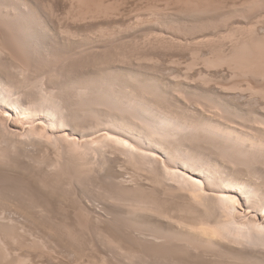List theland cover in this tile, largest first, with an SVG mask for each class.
Here are the masks:
<instances>
[{"label": "bare ground", "instance_id": "6f19581e", "mask_svg": "<svg viewBox=\"0 0 264 264\" xmlns=\"http://www.w3.org/2000/svg\"><path fill=\"white\" fill-rule=\"evenodd\" d=\"M40 1L41 2L39 4L37 0H0V197L5 201L8 209L9 207L12 206V204L14 206L15 205L14 202L23 195L22 191L24 193L25 190L19 188L20 191L18 190L15 193L18 192L17 196L18 195L20 196L21 194L22 195L20 197L18 196L17 198L16 194H14L13 195L14 198L16 197L17 199L16 198L10 199L13 191L11 192V194L8 193L10 197L8 196L6 191L9 186L8 184H10L9 183L10 178L11 180L14 179L12 178V176L10 177V175L13 174L11 173L12 170L10 169H12L11 166L14 164L13 162H11V160L14 161V159H11V153L12 151L13 153L16 154L20 153L18 152V149L19 148L23 149L25 147L24 144H26V142H28L29 140L32 141L33 139H34L33 140L34 143L28 142V144L30 143L31 145L32 144L43 145L44 148H47L49 144L53 146L54 145L57 146L56 143L57 144L59 143L57 142V140L58 141L62 140L63 142H66V145H64L63 148L61 147L62 144H64L62 141H61L62 143L60 142L61 145L59 143V146H57L59 148L57 147L56 148L60 149L61 147L62 149H64V147L66 146L67 148L66 147L65 148L68 149L67 152L71 157L68 156V153L65 154L64 150L63 152L65 155L63 154L62 151H60L65 156V159L71 158L70 160L68 159L70 161V164L72 162L75 165L76 170L79 171L81 169L82 173L83 174L85 173L84 175H87L89 178H84L85 176L83 175L79 177L80 178L83 177L85 180L87 179L88 183L89 181L92 182V180H95L96 177H98V179L96 180H101L100 183H98L99 181H93V183L90 184L91 185L94 184L93 185L94 187L97 186L95 187L97 191L100 190L98 188L99 186L100 187L102 186L103 190L98 191L99 193L97 192L96 195H94L96 193L94 192L92 196L91 193L87 192L88 189H90L91 187L89 186V187H85L88 188L86 191L87 193L86 192L83 193L84 190H81L82 192H80L79 190V192L81 193L80 194L78 192V189L76 188L78 185H75V183L78 181L76 179L73 180H74V185L76 186L74 187L77 190L75 189L71 190L72 188L70 189V187L71 186L73 187V182H69L68 180L66 181L63 177H61V174H59L60 176H58L57 173L59 167L58 163H60V161L63 159L60 158L61 153L57 154V156L59 155L60 159L59 158L57 159L56 157L55 159L57 160H55L54 162L50 163L48 161L51 164V167H49L48 169H46L47 167L43 168L44 166L43 163L46 162H44L42 158V160H39L42 163V165L39 164L37 165L39 167L41 166L44 170H49L50 168H53L50 171H54V169H57L55 170L57 174L54 175L56 178L52 177V179H54L53 181H51L50 179L48 180V178L47 180L42 179L41 184H37L39 189L42 190L45 189V191L46 190L50 191L49 188H51L52 191H57V193L59 191L58 189H61L62 192L66 191L67 193V191H69L68 194L71 191L72 194L69 197L68 194L64 195V197H66L65 201L63 199L64 197L62 196L63 197L62 198L63 200H61L62 204H64L63 201L66 203L70 200L72 201L71 198L73 197L74 198L73 202L75 204L73 205L75 206V208L72 205L71 207L73 208L71 209L77 210V211L75 210L76 215L72 213L75 215L74 217L77 216L75 219H73V221L74 220L76 221L77 218L78 219L81 218L78 217V210L79 212L83 210L84 214L87 216L89 220L88 223L91 224L90 225L91 228L89 227L91 230L87 232L86 238L84 239L85 236L82 233H79L80 231L78 230L79 228L80 230L81 228H83V227H79L78 225L80 224L78 223H80L81 220L84 218H81V220L77 219L76 221V223L78 222L77 226L72 225L73 223L72 219L71 220L69 219L71 221V224H69V222H67L68 223L67 224L66 223L67 220L64 222V220L58 218L60 222L59 221L57 222L61 223L60 224L61 226L55 224L54 225L56 227V230H58V228L60 227L59 230L61 231L58 230L57 232L58 234L59 232L61 233L63 231L62 233H64L65 235L62 236L60 235V237L65 238V241L56 240L55 238L51 240L50 237H47V234L46 236L43 235L42 236L43 238L37 235H34L33 237V232L32 233L30 232L32 235L29 233L31 235V237L29 235V238H32L34 242H36L37 244L39 243V245L37 246L38 247L40 246L45 251H47L48 254L52 256V259L53 257L58 259L57 263L58 261L59 263L61 261L62 264H91V263L94 264L97 263L98 264H264V100L263 102L262 101L260 102L259 99L252 100V98H248L251 96H253L254 98L255 95L256 97L260 95L261 98L264 99L263 87L257 89L256 86L252 85L253 84L252 82L251 83L248 82V84L245 83L247 85H243L242 83H238V84L233 83L234 85L231 84L230 86L228 85V87L225 86L220 87L221 85L219 86L217 84H214L215 85L214 89L210 91V90H206L205 88L206 85L205 87L203 85L204 80H210L207 79L209 76L207 75L208 73L205 74V79H204L203 77L204 75L202 74H204L205 72L200 73L199 71V75L201 74L204 79L203 81L199 80L203 82L201 83L203 87L201 84H198L199 86H201L200 88L196 87L197 85L193 84L195 78L192 80L193 82L192 84L196 88L190 82L188 81L187 82L188 85L191 84L193 86L194 89H191L192 88L191 86H189V88L191 87L190 88L191 92H194V95L199 94L201 96L203 95L204 97L205 96L206 97L205 98H202L203 96L202 97L200 96V98L196 97L197 98L196 99L197 102L195 101L196 104L195 103L190 104L189 103L190 101L188 102V99L191 100L190 97L194 98L195 96L191 94V96L187 95L186 97L185 94L187 91H189V89H186V87L184 88L183 84L181 85L179 82L183 78V74L189 75L190 72H193V69L196 68L197 66L195 64L196 62L194 63L195 67L191 71L189 70L191 68L188 69L190 72L186 70L189 73L188 72L184 73L185 71L184 70L182 71L183 72L182 77L178 75L181 78L180 80L176 78L174 79L172 77V79L176 80V82L169 81L164 77H158V76L152 77L147 73L146 74L148 77L141 76L140 75L141 71L138 74V73H134V70L132 69L131 70L128 69L126 71V77H122L117 74V70H119V68L114 65L115 63L111 64L110 66L108 65L107 69L105 70L107 71L106 74L107 73L110 74L109 76H105L106 74H104L102 71L104 70V68H106L105 64L104 67L101 66L102 68H98V69L95 66L96 67L95 69L97 70H94L92 76L91 74L86 75L90 73V71L88 72V70L85 71L87 73H84L83 71L80 70L81 71L80 73L82 74H80L79 76H77V74L74 75L73 73L75 72L77 73V71H75L76 64L74 65V63H76L75 62L76 60H73L72 58L76 52L75 47L77 45L78 47H80L86 44L87 43L86 38L88 34L85 33L86 37H84L85 34L81 32L83 34V37L80 36L79 35L80 32H77V30H75L73 26H70L69 24L71 21L70 18H69V22H67L68 25H65L63 27V23H61L62 27H60L61 26L59 23L60 21L58 20L59 21L58 22L54 20L59 17L58 15H57L58 17L56 16L57 12H55V10L57 9L54 10L53 8L55 6H53V4L51 3L49 4V6L50 5L51 7L53 6L52 8L55 12L54 14L51 7L48 8L47 5H44L43 3L46 2V4H48L49 3L48 1H42V0ZM72 1L73 0H71V2ZM193 1L197 2L199 0H193ZM85 2H89V1H85ZM231 2H233L232 5H230L229 3L226 4L227 7L229 6L228 9L230 8L228 13L226 12L228 15L230 14V16L227 15L225 17L226 19L230 17L229 18L230 21L233 22L234 20L238 19L237 17H239L238 20L241 21L240 16L241 15L246 16V12L248 11L249 14L253 12V15H255L256 13L255 16L250 14L251 15L250 18L252 17L255 18H253V20L251 19L252 21L250 22H248L249 20L247 21L245 20L246 21V23L244 21L245 24L242 25L237 24L235 27L232 28H230L227 25L226 27H224L222 26L223 23L222 21H224L222 19H224V16H221L220 13L222 11L220 9L221 12L219 13V16L222 17V19L221 18L219 20L217 18L211 19L209 17L213 15L209 16L208 14L204 16L206 17V19H204L202 16L200 17L198 15V17H200L201 19L199 20L197 17L198 19L197 21L199 22L202 20L201 22L202 23L206 22L205 24L199 22L202 25H200L199 27L197 26L198 27L197 28L195 27V24L199 25V23H194L195 29H191L190 27H188L190 26V24L188 23L189 25L187 26V28L186 27L184 28L186 29L190 28L191 30L189 33H191L193 30L198 29L200 30L199 32L204 33L202 37H204V35L205 37L209 35L216 36L214 37L216 39L210 36L208 40H205L207 37L205 39L202 38L205 41H202L200 37L199 38L201 40H199L198 37L196 36L198 42L202 41L203 42V43L201 42L202 44L205 45L206 43L207 46L209 45L211 46V49L205 47L208 50L211 51L215 50L213 47H216V49L218 48L219 50L218 55H214L215 54L214 52L217 50L213 52L212 56L210 55L209 57L207 55L209 58L205 56L207 52L206 53L204 52L203 55L204 57H206L205 58L206 61H204L203 57H202L203 58L202 61L206 62L205 64H207L208 66L217 65L218 67L219 65L221 67V65L224 66L228 65L227 67H229V69L231 67L230 70H232L233 75L235 73H238L242 76L243 75H246V77L250 76L249 78L253 77L255 79L256 78L263 79L264 78V19L261 18L263 16V13L259 11V9L260 7H262L261 4L262 3L264 4V0H237V1L233 0ZM42 4L44 5V7L42 6ZM72 4L73 3H71V5ZM106 4L108 3L106 2L105 6ZM145 4L147 3H144V5ZM175 4H177L176 0H175ZM185 5H187V3ZM216 5H218V3ZM156 6H157L156 7L157 10H159L158 5ZM187 6L189 7L190 5ZM191 6L194 7L192 4ZM203 6L206 7V5L204 4ZM221 6L223 7V5ZM226 6L224 5V7ZM45 7H47L48 10H45L46 9ZM151 7L148 6L146 7V9L144 8V10L150 8L149 9L150 11ZM198 7L200 6H196L195 8H197V10L195 9L194 10L197 12V14L198 13L200 14V12L198 11H200L201 8H199L198 10ZM90 8L91 7H89V9ZM49 9L53 12L54 14V15L52 14L53 16H51V14H48L47 11H50ZM89 9H87L88 11L85 10L86 11L85 15L89 14L88 13L90 12ZM181 9L180 11L176 10L178 11L177 12L178 15L180 12L182 13L183 9L182 11ZM224 9L226 10V8H223V10ZM263 9L264 8H262V10ZM78 10L81 12L82 9L81 10L78 9ZM124 10L122 12H124ZM51 11L49 13H52ZM93 11L91 10L90 13L95 14V11L94 12ZM97 11L98 10H96V13ZM186 11L183 12L185 13ZM204 11H202V13ZM104 12L102 13L100 12V14L102 15L104 14ZM67 13H69V11L66 12L65 14ZM202 13L200 15H202ZM47 14L51 16V20L53 19L52 17H54V19L51 21L50 17L47 16ZM209 14L211 13L209 12ZM105 15H107V13ZM178 15L176 17H178ZM187 15L190 16L193 14L188 13ZM233 15L234 16L238 15L236 17L237 19L234 18ZM55 16L57 18H55ZM66 16L69 17V15ZM70 16H72L71 13ZM73 16H75V13ZM93 16L96 15H92V17ZM112 16L109 15V17ZM116 16L117 15H115V17ZM172 16L173 15L171 14L170 17ZM250 18L248 17V19ZM173 19L172 21L176 20ZM229 19H227V21ZM61 20L63 21L64 19L61 18ZM87 20L89 21V19ZM99 20L101 19L99 18ZM193 20H195V18ZM204 20L210 21V23L212 20L213 21L216 20L217 23L215 21L214 22L212 21L213 23L211 25ZM134 21H136V18ZM227 21H225V23ZM56 22L59 23V27H58L59 29L55 28L57 27L55 25L58 24ZM180 22L181 21H179V23ZM156 23L157 22H155V24ZM165 23L168 24L169 22L168 23L165 22ZM182 23L183 22H181V24ZM225 23H223V25ZM234 24L231 26H234ZM129 25L131 26V24ZM116 27H119V25ZM227 27L228 29H226ZM100 28H101L100 29L101 33L97 32V34L101 36L100 37L101 39L103 36V31H102L103 27ZM132 28L134 27L132 26ZM148 28H152V27L148 26ZM120 29L122 28L120 27ZM182 30L184 31V29ZM199 32L197 31L194 33H199ZM92 35L88 37H92L93 41L94 39L96 40V38H98V35H96L97 37L95 38ZM192 35L195 36L194 34ZM193 36H191L192 37L191 39H193ZM163 39L164 38L162 37V40ZM169 39L171 40V42L174 43L175 39L174 41H172L173 39L167 38V42H170ZM150 40L153 41L155 39L153 38ZM159 42L157 41L158 44ZM148 43L150 44V42ZM148 43L147 45H149ZM195 43H197V41ZM125 44L124 46H127ZM200 44L198 43L197 46H199ZM202 44L200 46H202ZM215 44L217 46L219 44L220 45L217 47ZM159 47L161 48V46ZM61 48L64 49L63 51L65 54L61 53L60 55L61 57L60 56L59 57L61 59L62 58L64 59L63 60L64 64H62V66L58 70L56 69L55 71V67H53V65L51 66L49 65L51 64V58L53 59V57L58 55V52L60 53L59 49ZM123 48L126 47H122V49ZM180 48L181 47H179V49ZM127 50L130 49L127 48ZM159 51L162 52L163 50L161 51V49H159ZM198 51H199V55L200 53L202 54L200 49ZM92 52L94 51L92 50ZM85 53L82 55H85ZM189 54L191 55L192 53ZM12 55L13 56L15 55L17 58H19L17 59V62L20 60L19 63L15 61L16 57H13ZM193 55H194V50L192 56ZM197 56L194 58L198 59L197 62L199 63V60L202 58H200L201 55L199 56V58H197ZM11 57L14 58V61H12ZM56 57L60 59L58 56ZM135 57L136 58H132L131 56L132 59L138 58L137 56ZM152 57L153 56H151L150 58ZM194 58L190 61L195 60ZM175 60H173V62ZM124 61H126V59ZM155 61L153 59V63H155ZM97 62H99V60ZM178 62H180V60ZM148 63H150V61H148ZM187 63L190 62L187 61L185 64ZM194 64L190 63L191 65L190 67H192V65L194 66ZM46 65H48L50 68ZM138 65L139 64H137V66ZM155 65L153 67H157ZM43 66L46 67V69H44ZM73 66H75L74 69L72 68ZM47 67L49 68L50 71H54L55 74L54 72H50L49 70L46 71ZM186 67H188V65ZM140 68H142V66ZM207 68L209 69V67ZM218 69L216 68V70ZM42 70L43 71L45 70L46 72L44 71L43 73ZM73 70L75 72H73ZM210 71L209 74L211 75ZM48 72L53 73L55 77L53 76V74L52 75H50V73L48 74ZM226 72H224L223 75L226 74ZM232 73H230L231 77H233ZM173 76L177 77V74L176 75L174 74ZM236 76L239 77L237 74ZM186 77L188 78V76ZM219 79L221 81L223 78L222 79L219 78ZM262 79L259 80L261 81ZM212 80H215V78L211 79V81ZM256 81H258V79H256ZM262 81L264 82V80ZM205 83L208 84L207 81ZM185 86H187V83ZM216 86L220 88H216ZM211 87L213 88V86ZM229 90L230 92H228ZM191 92L190 91L188 92L189 95ZM232 92H234L233 93L234 95L235 94L237 95V93H239V96H243V97L247 95L248 96L247 98H237V97L230 98L229 96L231 95ZM246 92L247 93L249 92L250 95L246 94ZM199 95L197 96L199 97ZM232 96L233 95H231V97ZM260 96L257 98H260ZM14 116L15 117L17 116V119H21L23 117L26 119L27 122H29V124L32 123V125L36 124V126L37 125L42 126L43 129L36 131V129L34 130L35 125L31 126V129L29 130L27 129L28 132L30 131L29 135L25 130L26 135L28 136H24V134L23 135L21 134L20 135L21 137L19 136L21 139H19L18 137L19 140H16L17 138L15 139L14 137H12L13 131L10 133L7 129L8 127H11V125L15 127L21 126L20 124L19 126L17 123H15V121L12 122L13 118H15ZM21 128L24 130L25 127H21ZM13 129L15 130V128ZM45 130H51V132L61 131L62 133H60L59 135L56 134L57 137L54 135L55 133L54 134L52 133L57 139H55L52 134L48 135L49 136L48 139L47 138L45 139L44 137L45 135H47V131ZM15 132H17V129L15 130ZM49 139H52L53 141L55 139L56 143L55 141L53 142L54 144L49 143L51 142ZM29 150L31 152V149ZM106 150L110 152L108 153ZM20 151L21 153L24 151L23 154H26L25 150H20ZM95 153L96 156L100 154L99 155L100 159L97 161H95L96 157L93 156ZM63 155L61 157H63ZM66 156H68V158H66ZM88 156H90L91 160L89 159ZM92 157H95V159L93 158L92 160ZM12 158L14 157L12 156ZM37 158L38 157H36V159ZM49 158L50 157H48V159ZM64 161L66 162L67 160ZM22 163H25V161ZM74 165H71V168ZM94 169L95 171H92ZM69 171L68 173H70ZM88 171L90 172L92 171L91 172L92 174L93 172H96L98 173V175H96L95 173L96 177L92 176L91 178L90 177L91 174H89ZM86 172H88L89 175ZM34 177L36 176L34 175ZM49 178L51 177L49 176ZM102 180L104 181L103 183H101ZM84 183H81L80 186H84ZM88 183H86L87 184L86 186L89 185ZM95 183L98 185H95ZM50 184H53V186ZM80 186H78V188H80ZM28 187L29 186H27V188ZM94 187L92 188V191L96 190V189L93 190ZM28 191L29 190H27V193L25 191L24 195L29 194L30 196L28 195L25 196L26 197L25 199L23 195L21 198H24V200L26 201L27 198L29 197L28 198L29 204L27 205L26 204L27 201L24 202L23 200L25 204L23 203L24 205H21L20 202H22L21 201L22 199H20V202L16 201L15 206L16 208L18 207L19 210L21 209L20 210L21 212L18 209L16 210L14 208L13 209L15 210V212L18 211L17 213L19 212L22 213V209L26 210V212L28 211L29 213H25L23 211L24 214L22 213L23 215L21 216L24 217L25 214H27L28 216L25 217H29V218L31 217V220L35 221V218H32L33 216H29V215L34 214L36 210L38 212H41L40 214L42 215L43 213L42 211L45 210L47 211L45 206L46 203L45 204L42 203L41 202L42 200L39 202V199L37 197L36 202H34L33 199V204H31L32 203L31 200L33 198V197L31 198L32 192L30 191L29 193ZM64 192L63 194H65ZM88 193L91 196L88 195ZM58 194H60V196L63 195L60 193V191ZM32 196H34V194ZM67 197L68 198L71 197V198L67 201ZM17 202H19V204ZM66 203L65 205H67ZM11 209L12 208H10V210ZM72 211L75 212L74 210ZM10 214L11 213H9V215ZM9 215L5 217H1L0 215V221H1L0 227L2 225L4 226V223L9 222L11 225L18 228L16 225L19 222H17L16 220L17 222L16 223L15 222L16 218L13 217L12 215L11 216ZM2 218H4L6 222L2 220ZM25 220H27V218ZM47 220H49V218ZM32 221L30 222L34 224V222ZM62 221L64 223H62ZM110 221H113L115 224H113V222L111 223ZM25 222L24 224L26 226ZM21 223L23 222L21 221L20 224ZM24 224L20 225L22 226L21 228L23 230H24L23 228ZM53 227L51 228V232L49 231L50 233H52V229H54ZM75 227H79V228L75 229ZM22 229H20V227L18 228V230H20L21 232ZM10 231L11 230H9V233H11ZM27 231L29 232L30 229ZM0 232H2V230ZM9 233L7 232V234ZM54 234L55 233L53 232V235ZM81 234L83 235V237ZM13 236H15V234ZM17 237H15L16 240ZM2 238L3 240L6 239L4 238V236ZM26 239L24 241H26ZM1 240L2 239L0 237V242ZM21 240L23 241V238ZM27 242H29V240H27L26 243ZM32 242L30 243L33 244ZM83 242L85 243V246L87 245V247L84 249V252L83 250L78 252L76 255H74L76 257L72 256L75 258V259L73 258L74 259L73 262H69V258L67 257L73 254H71L70 250L68 249V246L69 245L72 246L74 243L75 244L77 243L80 246V244H83ZM16 243H13L14 246ZM17 245L18 244H16V246ZM33 246L34 245H32V247ZM9 248H10L9 245L0 243V264H30L32 262L29 260L30 258L29 259L26 258L27 256L26 257L21 255L18 256V254L15 252L17 251L16 249L13 252V250L11 251V249L14 248L11 249ZM33 248L36 247L34 246ZM45 251L43 252V254L45 253ZM14 253L17 254V256L15 255L16 257L13 256ZM40 253L41 252H38V254ZM45 254L44 257L41 256L40 254L41 258L42 257L45 258V256L47 258L49 256L50 258V255L47 256ZM27 255H29V253H27ZM85 256L87 257V260ZM64 257L68 259L67 262H65ZM85 260L86 262H84ZM28 261H30V263H28ZM43 261H49V260L45 259ZM54 261L55 259L53 260V262ZM43 264H45V262ZM48 264H50V262Z\"/></svg>", "mask_w": 264, "mask_h": 264}, {"label": "rangeland", "instance_id": "374dc122", "mask_svg": "<svg viewBox=\"0 0 264 264\" xmlns=\"http://www.w3.org/2000/svg\"><path fill=\"white\" fill-rule=\"evenodd\" d=\"M38 2H39V4H40V0H37ZM42 1H48L47 3L48 4H46V2H43L44 3V5H47V7L49 8V7H51V5L49 6V4L51 3V4H53V6H55V7H53L54 8V10L55 9H57V10H55V12H57L56 13V16L58 15L59 17H60V19H59V17L57 18L56 16H55V18H57V19H54V17H52L55 21H58L59 23H60V25H61V23H63V27L65 26V25H68V23L67 22H69V18H70V26H73V28L75 29V30H77V32H80L79 33V35L80 36H82L83 37V34H88L87 35V43L86 44H84V45H82V46H80V47H78V45L75 47V49H76V52H75V54H79L78 56L77 55H75L74 54V56L72 57L73 58V60H76L75 62L76 63H74V61H73V63H74V65L76 64V67L75 66H73L72 68L74 69V67L76 68L75 69V71H77V73L73 70V72H75V73H73L74 75L75 74H77V76H79L80 74H82V73H80L81 71H83L84 73H87V72H85V71H87L88 70V72L90 71V73L89 74H86V75H90L91 74V76L93 75V73H94V70H97L98 68H102V67H104V64H105V66H106V68H104V70H102L103 71V73L104 74H106V72L107 71H105L106 69H107V66L109 65H111V64H113V63H115L114 65L115 66H117L118 68H119V70H117V74L118 75H120V76H122V77H126V71L129 69V70H134V73H138L139 74V72H140V75L141 76H147V74H149L150 76H155V77H164L165 79H167V80H169V81H172V82H176V80H174L175 78L176 79H178V80H180L181 78L179 77V76H181L182 77V74H183V72L182 71H184V73L186 72H188L189 70L191 71L194 67H195V64L197 65L196 66V68H194L193 69V72H188L189 73V75H187V74H183V78L181 79V81L179 82L181 85L183 84V86H184V88L186 87V89H189V91L191 92V89H194L193 88V86L194 85H197L196 87H201V86H199L198 84H201V83H205L206 81L208 82V84L207 83H203V85H204V87H205V85H206V90H210V91H212L213 89H214V87H215V85L214 84H217V85H221L220 87H222V86H225V87H228V85L230 86L231 84L232 85H234V84H238V83H242L243 85H247L248 84V82L249 83H253L252 85L253 86H256V88L258 89H260V88H262L263 87V89H264V82L262 81V80H264V78L262 79V78H256V79H258V81H256V79L255 78H249L250 76H247L246 77V75H240V74H238V73H235L234 75H233V73H232V70H230L231 69V67H230V69H229V67H227L228 65H226V66H224V65H221V67L218 65V67H217V65H207V64H205L206 62H204V61H206L205 60V58L206 57H204V52L206 53L205 54V56H209L210 57V55L212 56V54H213V52L215 51V50H217V51H215L214 53V55H218L219 54V50H218V48L216 49V47H213L215 50H213V51H211V50H208L209 48L211 49V46L209 47V46H207L206 45V43H205V45L204 44H202L203 42L202 41H205V40H208L209 39V36L210 37H216V36H212V35H209V36H206L205 37V35H204V37H202L203 36V32H199L200 30H198V29H196L199 33H194V32H197L196 30H193L191 33H189L190 32V30L191 29H195V27H199L200 25H202V24H205L206 22H204V23H202L201 21H199L200 23H202V24H200L197 20L199 19H201L200 17L202 16L204 19H206V17H204L205 15H213V16H210L209 18H211V19H222V17H220L219 16V13L221 14V16H224V19H222V20H224V21H222L223 23H225V21H227V19H229V18H225L228 14V11L230 10V8L228 9V7L226 6V4H230V5H232V3L233 2H231V1H233V0H224V2H223V0H218V1H216V0H199V1H191V0H176V3L177 4H175V0H172V1H170V0H153V1H151V0H81V1H79V0H73L72 2H71V0H42ZM83 1H84V4H85V7H84V4H83ZM85 1H89V2H85ZM104 2V3H101V2ZM112 1V2H111ZM117 2V4H116V2ZM121 1H122V3H121ZM127 1V2H126ZM140 1H141V3H140ZM189 3H188V2ZM215 1V2H214ZM221 1H222V3H221ZM226 1V2H225ZM230 1V2H229ZM235 1V0H234ZM237 1V0H236ZM64 2V3H63ZM67 2V3H66ZM69 2V3H68ZM77 2H79V3H77ZM99 2V3H98ZM108 3V4H106V6H105V3ZM150 2V3H149ZM167 2V3H166ZM185 2V3H184ZM200 2V3H199ZM202 2V3H201ZM204 2H206V3H208V4H206V3H204ZM71 3H73L72 5H71ZM75 3H77V4H75ZM88 5H87V4ZM91 3H93V4H91ZM144 3H147V4H145L144 5ZM149 3V4H148ZM187 3V5H190L189 7L187 6V5H185ZM215 3V4H214ZM218 3V5H216ZM63 4V5H62ZM83 4V5H82ZM91 4V5H90ZM101 4V5H100ZM109 4H111V5H109ZM113 4V5H112ZM122 4V5H121ZM153 4V5H152ZM162 4V5H161ZM184 5V6H182V5ZM191 4L194 6V5H196V6H200V7H198V10H199V8H201L200 9V11H198V12H200V14L202 13V11H204L203 13H202V15H200L199 13L197 14V12L195 11V10H197V8H195L196 6H194V7H192L191 6ZM201 4V5H200ZM203 4L204 5H206V7L205 6H203ZM210 4V5H209ZM44 5L42 4V6L44 7ZM71 5V6H70ZM76 5V6H75ZM117 5H119V6H117ZM136 5V6H135ZM147 5V6H146ZM151 5H152V7H151ZM156 5H158V9L159 10H157V6ZM167 5V6H166ZM208 5V6H207ZM212 5H214V6H212ZM220 5V6H219ZM221 5H223V7L221 6ZM224 5L226 6V7H224ZM79 6V7H78ZM81 6V7H80ZM88 6V7H87ZM97 6V7H96ZM115 6V7H114ZM151 7V10L149 11V9L150 8H147V10H144V8L146 9V7ZM171 6V7H170ZM203 6V7H202ZM211 6V7H210ZM261 6L262 7H260V9H259V11H261L262 13H263V16L261 17L262 19H264V9L262 10V8H264L263 6H264V4L262 3L261 4ZM47 7H45L46 9L45 10H48L47 9ZM51 7V9H52V11L54 12V10H53V8ZM73 9H72V8ZM89 7H91L90 9H89ZM103 7V8H102ZM108 7H110V8H108ZM123 7V8H122ZM137 7V8H136ZM166 7V8H165ZM209 7H210V9H209ZM68 8H71V9H68ZM94 8V9H93ZM96 8V9H95ZM98 8V9H97ZM142 8V9H141ZM162 8H163V10H164V8H165V10H164V12H163V10H162ZM183 9V11H189V12H183L182 11V9ZM185 8V9H184ZM186 8H188V9H186ZM206 8V9H205ZM208 8V9H207ZM213 8H215V9H213ZM223 8H226V10L224 9L223 10ZM59 9V10H58ZM64 9V10H63ZM75 9V10H74ZM78 9H82L81 10V12L78 10ZM87 9H89V11L91 12V10L93 11H95V14L94 13H90V12H88L89 14H87V15H85V12L86 11H88ZM103 9V10H102ZM110 9V10H109ZM124 9H126V10H124ZM180 9H181V11H182V13H183V15H182V13H181V16H180V13H179V15H178V11H180ZM195 9V10H194ZM202 9H204V10H202ZM220 9H221V11H220ZM50 10V9H49ZM66 10V11H65ZM86 10V11H85ZM96 10H98L97 11V13H96ZM109 12H112V13H114V14H112V13H109ZM124 10V12H122ZM132 10V11H131ZM140 10H142V11H140ZM157 11V12H155V11ZM169 10H170V12H169ZM176 10H178V11H176ZM191 10V11H190ZM193 10V11H192ZM210 10V11H209ZM213 10H215V11H213ZM217 10V11H216ZM51 11V10H50ZM50 11H47L48 12V14H51V16H53L54 14H55V12H54V14H53V12L52 13H49ZM69 11V13H67V14H65L66 12H68ZM72 11V12H71ZM76 11H77V13H76ZM79 11V12H78ZM93 11V12H94ZM102 13V12H104V11H106V12H104V14H100V12ZM118 11V12H117ZM137 11V12H136ZM172 11H173V13H172ZM175 11V12H174ZM195 11V12H194ZM224 11H225V13H224ZM128 12V13H127ZM142 14H141V13ZM144 12V13H143ZM150 12V13H149ZM156 14H155V13ZM158 12H160V13H158ZM167 12H169V13H167ZM209 12L211 13V14H209ZM227 12V13H226ZM249 12V11H248ZM248 12H246V16H240L241 17V21L243 22H241L240 20H238L239 19V17H237L236 15L234 16L233 15V17L234 18H236L237 20H234L233 18V20L236 22H232V21H230V19L227 21V22H229V23H225L224 25H223V23H222V26H224V27H226V25L227 26H229L230 28H232V27H235L237 24L238 25H242V24H245L246 23V21L247 20H249L248 22H250V21H252L253 20V18H255V17H252V18H250V14H252L253 15V12L252 13H248ZM62 15V17H61V15ZM70 13L72 14V16H70ZM74 13H75V16H73L74 15ZM78 13H80V14H82V15H80V14H78ZM107 13V15H105ZM116 13V14H115ZM152 13V14H151ZM162 13H164L165 14V16H164V14H162ZM177 13V14H176ZM189 13H192L193 15H187V14ZM213 13V14H212ZM226 14V15H224V14ZM47 14V16H49ZM53 14V15H52ZM65 16H64V15ZM98 14V15H97ZM100 14V15H99ZM127 16H125V15ZM131 16H130V15ZM137 14V15H136ZM146 14V15H145ZM169 14V15H168ZM173 15L172 17H170V15ZM197 16H196V15ZM223 14V15H222ZM66 15H69V17L68 16H66ZM92 15H96V16H93L92 17ZM105 15V16H104ZM109 15L110 16H112V17H109ZM115 15H117L116 17H115ZM120 17H119V16ZM129 15V16H128ZM138 15H140V16H138ZM148 15V16H147ZM150 15V16H149ZM154 15H155V17H154ZM178 15V17H176ZM185 15V16H184ZM188 17H187V16ZM198 15L200 16V17H198ZM255 15H256V13H255ZM255 15H253V16H255ZM51 16H49L50 17V20H51ZM64 16V17H63ZM97 16H98V18H97ZM104 16V17H103ZM122 16V17H121ZM134 16V17H133ZM167 16V17H166ZM196 16V17H195ZM217 16V17H216ZM228 16H230V14L228 15ZM48 17V18H49ZM72 17V18H71ZM79 17V18H78ZM84 17V18H83ZM107 17H109V18H107ZM130 17V18H129ZM150 17H152V18H150ZM157 17V18H156ZM164 17V18H163ZM175 17V18H174ZM186 17V18H185ZM190 17V18H189ZM197 17H198V19H197ZM232 17V16H231ZM248 17L250 18V19H248ZM61 18L62 19H64L63 21L61 20ZM68 18V19H67ZM89 19V21L87 20V19ZM94 18V19H93ZM99 18L101 19V20H99ZM104 18V19H103ZM132 18V19H131ZM135 18H136V21H134L135 20ZM138 18V19H137ZM176 19V20H174V19ZM195 18V20H193ZM202 18V19H203ZM208 18V17H207ZM208 18V19H209ZM257 18V17H256ZM52 19V20H53ZM78 19V20H77ZM108 19V20H107ZM134 19V20H133ZM155 19V20H154ZM159 19V20H158ZM168 19V20H167ZM169 19H171V20H169ZM172 19L174 20V21H172ZM178 19V20H177ZM182 19H184V20H182ZM186 19H188V20H186ZM191 19V20H190ZM207 19V20H208ZM226 19V20H225ZM252 19V20H251ZM49 20V21H50ZM51 20V21H52ZM75 20H76V22H75ZM105 20V21H104ZM110 20V21H109ZM138 20V21H137ZM142 20V21H141ZM146 20V21H145ZM207 20H204V21H207ZM246 20V21H245ZM50 21V22H51ZM82 21H84V22H82ZM99 23H98V22ZM139 21H140V23H139ZM161 21V22H160ZM175 21H176V23H178V24H176L175 23ZM179 21H181V22H185L184 24L182 23L181 24V22L179 23ZM191 23H190V22ZM197 21V22H196ZM213 21V20H212ZM211 21V23H210V21H207V23H209V24H211L212 25V23L215 21L216 22V20H214L213 22ZM240 21V22H239ZM244 21H245V23H244ZM58 22H56V23H58ZM75 22V23H74ZM80 24H79V23ZM143 22H145V23H143ZM154 22V23H153ZM155 22H157L156 24H155ZM160 22V23H159ZM163 22V23H162ZM165 22H169L168 24H166ZM171 22V23H170ZM219 22H221V21H219ZM240 24H239V23ZM55 23V22H54ZM59 23L58 24H53V25H55V26H57V27H55V28H57V29H59L58 27H59ZM64 23H67V24H64ZM95 23V24H94ZM122 23H124V24H122ZM164 23H165V25H164ZM175 23V24H174ZM190 24V26H188L189 24ZM194 23H199V25L197 24H195V27H194ZM217 23V22H216ZM235 23V24H234ZM129 24H131V26L129 25ZM136 24V25H135ZM150 24V25H149ZM154 26H153V25ZM172 26H170V25ZM179 24H181V25H179ZM191 24H193V25H191ZM215 24V23H214ZM234 24V26H231V25H233ZM104 25V26H103ZM119 25V27H116V26H118ZM125 25V26H124ZM129 25V26H128ZM144 25V26H143ZM149 27H152V28H148V26ZM157 25H159V26H157ZM183 25V26H182ZM109 26V27H108ZM132 26L134 27V28H132ZM175 26V27H174ZM178 28H177V27ZM187 26L188 27H190V28H188V29H186L187 28ZM191 26H193V27H191ZM60 27H62V25L60 26ZM100 27H103L102 28V31H103V36H102V38H104V39H100V37L101 36H99V34H97V32L99 33H101V28ZM106 27V28H105ZM120 27L122 28V29H124V30H122V29H120ZM127 27H130V28H127ZM139 27V28H138ZM156 27V28H155ZM166 27V28H165ZM184 27H186V28H184ZM197 27V28H198ZM107 28H109V29H107ZM137 29V31H136V29ZM167 28H168V30H167ZM180 28V29H179ZM148 29H150V30H148ZM165 29V30H164ZM169 29H170V31H169ZM173 30V33H172V30ZM177 29V30H176ZM182 29H184V31L182 30ZM223 29H225V28H223ZM226 29H228V27L226 28ZM84 30V31H83ZM88 30V31H87ZM91 30V31H90ZM104 30H105V33H104ZM119 30V31H118ZM139 30V31H138ZM143 30V31H142ZM159 30V31H158ZM179 30H181V31H179ZM187 30V31H186ZM189 30V31H188ZM117 31H118V33H117ZM126 31H128V32H126ZM131 31V32H130ZM162 31V32H161ZM169 31V32H168ZM176 31V32H175ZM83 34H82V33ZM115 34H114V33ZM120 32V33H119ZM130 32V33H129ZM136 32V33H135ZM179 32H180V35H179ZM188 32V33H187ZM90 33V34H89ZM94 34V35H92V34ZM111 33V34H110ZM123 33H124V35H123ZM147 33V34H146ZM163 35H161V34ZM187 33V34H186ZM86 34L84 35V37H86ZM105 34V35H104ZM114 34V35H113ZM122 35V36H120V35ZM156 34V35H155ZM183 34V35H182ZM191 34V35H190ZM192 34H194L195 36H193ZM200 34V35H199ZM93 36L94 38L95 37H97L96 35H98V38H96V40L94 39V41H93V38L92 37H88V36ZM119 35V36H118ZM130 35V36H129ZM151 35H153V36H151ZM104 36H106V37H104ZM114 37V38H112V37ZM148 36H149V38H148ZM150 36H151V38H150ZM156 36V37H155ZM160 36V37H159ZM166 40V42H165V40L163 39L162 40V37ZM164 36H166L167 38H171V39H173L172 41H174V39H175V41H177V42H175L174 41V43L173 42H171V40H170V42H167V38L166 37H164ZM170 36V37H169ZM190 36V37H189ZM191 36H193V39H191L192 37ZM198 37V39L199 40H201L202 38H206L205 40L204 39H202V41H199L198 42V39H197V37ZM117 37V38H116ZM118 37H119V39H118ZM158 37V38H157ZM189 37V38H188ZM194 37H196V38H194ZM201 39H200V38ZM218 37V36H217ZM88 38H89V40H88ZM111 38V39H110ZM125 38V39H124ZM147 40H146V39ZM155 39V40H150V39ZM179 38V39H178ZM187 38V39H186ZM90 39H91V41H90ZM98 39V40H97ZM108 39V40H107ZM110 39V40H109ZM137 39V40H136ZM143 39H145V40H143ZM195 39V40H194ZM214 39H216V38H214ZM102 40V41H101ZM116 40H117V42H116ZM134 40V41H133ZM180 42H179V41ZM187 40V41H186ZM89 41H90V43H89ZM107 41V42H106ZM125 41H127V42H125ZM157 41L159 42V44L157 43ZM162 41V42H161ZM197 41V43H195ZM102 42V43H101ZM148 42H150V44L149 45H147V43ZM154 42H155V45H154ZM179 42V43H178ZM187 42H189V43H187ZM192 42V43H191ZM202 42V43H201ZM126 43V44H125ZM132 45H131V44ZM137 43V44H136ZM146 43V44H145ZM172 43V44H171ZM181 43V44H180ZM186 43V44H185ZM198 43L200 44H202V46L204 47H202V46H197L198 45ZM217 43H219V42H217ZM216 43V44H217ZM88 44V45H87ZM102 44V45H101ZM112 44V45H111ZM123 44V45H122ZM124 44L125 45H127V46H124ZM162 44V45H161ZM165 46H164V45ZM169 44V45H168ZM177 44H179V45H177ZM192 44V45H191ZM215 44V45H216ZM221 44V43H220ZM219 44V45H220ZM100 45V46H99ZM108 45V46H107ZM137 48H135L134 46ZM153 45V46H152ZM175 47H174V46ZM184 46V47H182V46ZM188 45V46H187ZM196 45V46H195ZM218 45V46H219ZM93 46V47H92ZM130 48H129V47ZM132 46V47H131ZM159 46H161V48L159 47ZM163 46V47H162ZM174 48H173V47ZM217 46V45H216ZM217 46V47H218ZM86 47V48H85ZM105 47V48H104ZM109 47H110V49H109ZM121 47V48H120ZM122 47H126V48H123L122 49ZM165 47H166V49H165ZM172 48V50H171V48ZM177 47H178V49H179V47H181L179 50L177 49ZM193 47V48H192ZM197 47V48H196ZM200 47V48H199ZM205 47H208V49L207 48H205ZM127 48L128 49H130V50H127ZM139 48V49H138ZM141 48V49H140ZM143 48V49H142ZM146 48V49H145ZM163 48V49H162ZM168 48V49H167ZM190 48H192L193 50H194V55L192 56V54H193V50L192 49H190ZM200 49V51L202 52V54L200 53V55H199V49ZM88 49H89V51H88ZM94 51V52H92V50ZM106 49V50H105ZM112 49H114V50H112ZM118 49H119V51H118ZM121 49V50H120ZM133 49V50H132ZM152 49V50H151ZM159 49H161V51L162 52H160L159 51ZM170 49V50H169ZM176 49V50H175ZM207 49V50H206ZM64 49L63 48H61V49H59V51H60V53L58 52V55H56V56H60L61 55V53L63 54L64 53V51H63ZM85 50V51H84ZM97 50V51H96ZM123 50V51H122ZM131 50H132V52H131ZM137 51V52H135V51ZM147 50V51H146ZM154 50V51H153ZM165 50H166V52H165ZM175 50V51H174ZM197 50V51H196ZM203 50V51H202ZM88 53H87V52ZM98 51H100V52H98ZM125 51H126V53H125ZM129 53H128V52ZM136 53V55H135V53ZM140 51H141V53H140ZM144 51V52H143ZM150 51V52H149ZM186 51H188V52H186ZM196 51V52H195ZM209 51V52H208ZM210 51H211V53H210ZM82 52V53H81ZM86 52V53H85ZM104 52V53H103ZM108 52H109V54H108ZM146 52H148V53H146ZM154 52V53H153ZM216 52H217V54H216ZM85 53V55H82V54H84ZM95 53V54H94ZM100 53V54H99ZM103 53V54H102ZM144 53V54H143ZM160 55H159V54ZM189 53H192L191 55L189 54ZM65 54V53H64ZM89 54V55H88ZM106 54H107V56H106ZM119 56H121V57H119ZM134 54V55H133ZM151 54V55H150ZM153 54V55H152ZM162 54H164V55H162ZM168 55V56H166V55ZM195 54H196V56L197 55H199L200 56V58H204V61H202L203 60V58L202 59H200L199 60V63L197 62V60L198 59H195L194 57H196L195 56ZM87 55V56H86ZM91 55H92V57H91ZM96 55V56H95ZM99 55V56H98ZM115 55V56H114ZM122 55H123V57H122ZM128 55V56H127ZM130 55V56H129ZM140 55V56H139ZM143 55V56H142ZM148 55V56H147ZM156 55V56H155ZM203 55V56H202ZM13 56V55H12ZM55 56V55H54ZM53 57V59L51 58V64L49 65V66H51V65H53V67H55V71H56V69L58 70L61 66H62V64H64V59L62 58H60V59H58L57 57ZM76 56V57H75ZM83 56V57H82ZM117 56V57H116ZM131 56H132V58H136L135 56H137L138 58L137 59H132L131 58ZM151 56H155L154 58L152 57V58H150ZM181 56V57H180ZM187 56H188V58H187ZM191 56V57H190ZM199 56H197V58H199ZM207 56V57H208ZM13 57H16L15 55L13 56ZM79 57V58H78ZM97 57V58H96ZM103 57V58H102ZM105 57V58H104ZM144 57V58H143ZM146 57H148V58H146ZM164 57V58H163ZM168 57V58H167ZM208 57V58H209ZM90 58V59H89ZM96 58V59H95ZM102 58V59H101ZM120 58V59H119ZM130 58V59H129ZM166 58V59H165ZM175 58H176V60H175ZM178 58V59H177ZM195 59V60H193V61H190V60H192V59ZM11 59H12V61H14V58H12L11 57ZM17 59H19V58H15V61L17 62ZM58 59V60H57ZM82 59V60H81ZM88 61H87V60ZM92 59H93V61H92ZM105 59V60H104ZM109 59H112V60H109ZM122 59V60H121ZM126 59V61H124ZM132 59V60H131ZM142 61H141V60ZM146 61H145V60ZM153 59H154V61H155V59H156V61H155V63H153ZM169 59V60H168ZM170 59H171V61H172V63H171V61H170ZM55 60H57V61H55ZM99 60V62H97ZM100 60H101V62H100ZM109 60V61H108ZM128 60V61H127ZM130 60V61H129ZM138 61V62H136V61ZM144 60V61H143ZM151 60H152V62H151ZM158 60V61H157ZM168 60V61H167ZM173 60H175L174 62H173ZM180 60V62H178ZM184 60V61H183ZM20 61V60H19ZM19 61L17 62V63H19ZM54 61V62H53ZM93 63H92V62ZM119 63H118V62ZM124 61V62H123ZM141 62V64H140V62ZM148 61H150V63H148ZM160 61V62H159ZM187 61H189L191 64L193 63H195L194 64V66L192 65V67H190L191 65H190V63H187V64H185ZM22 62V61H21ZM62 62V63H61ZM104 62V63H103ZM108 62V63H107ZM128 62H129V65H128ZM143 62V63H142ZM145 62V63H144ZM148 63V65H147V63ZM162 62V63H161ZM165 62V63H164ZM168 62V63H167ZM170 62V63H169ZM178 62V63H177ZM202 62H204V63H202ZM16 63V64H17ZM54 63V64H53ZM61 65H60V64ZM81 63V64H80ZM84 63V64H83ZM86 63H89V64H86ZM101 63V64H100ZM107 63V64H106ZM117 63V64H116ZM121 63V64H120ZM125 63V64H124ZM132 63V64H131ZM135 63V64H134ZM161 65H159V64ZM177 63V64H176ZM182 64V65H180V64ZM91 64V65H90ZM123 64V65H122ZM137 64H139L138 66H137ZM147 66H146V65ZM156 64V65H155ZM164 64V65H163ZM166 64V65H165ZM168 64V65H167ZM171 64V65H170ZM203 64V65H202ZM78 65H80V66H78ZM88 65V66H87ZM98 65H100V66H98ZM121 65V66H120ZM135 65V66H134ZM157 66V67H153V66ZM170 65V66H169ZM175 65V66H174ZM178 67H177V66ZM188 65V67H186ZM23 66V65H22ZM45 66V65H44ZM43 66V67H44ZM46 66H48V65H46ZM48 66V67H49ZM93 66V67H92ZM97 67V69H95L96 67ZM102 66V67H101ZM130 66V67H129ZM142 66V68H140ZM164 66V67H163ZM173 66V67H172ZM185 66V67H184ZM201 68H200V67ZM210 66H211V69H210ZM216 66V67H215ZM47 67V70L46 71H48L49 70V68ZM57 67V68H56ZM87 67V68H86ZM123 67V68H122ZM135 67V68H134ZM161 67V68H160ZM183 67V68H182ZM198 67V68H197ZM205 67V68H204ZM207 67H209V69L207 68ZM138 68V69H137ZM146 68H147V71H146ZM153 68V69H152ZM156 68V69H155ZM165 68V69H164ZM187 68V69H186ZM189 68H191V69H189ZM201 70H200V69ZM216 68L218 69V70H216ZM224 68V69H223ZM228 68V69H227ZM44 69H46V67H44ZM83 69H85V70H83ZM123 69H124V71H123ZM126 69V70H125ZM144 69V70H143ZM164 69V70H163ZM189 69V70H188ZM207 69V70H206ZM213 69V70H212ZM81 70V71H80ZM152 70V71H151ZM153 70H155V71H153ZM186 70H188V71H186ZM197 70V71H196ZM211 70V71H210ZM45 71V70H44ZM44 71L42 70V72L44 73ZM45 71V72H46ZM50 71V70H49ZM105 71V72H104ZM123 71V72H122ZM160 71V72H159ZM196 71V72H195ZM199 71H200V73L202 72H205L204 74H202V75H204L203 77H204V79H205V74H207V75H209L210 76V78H209V76H208V78L207 79H210V80H204L203 79V77H202V75L200 74L199 75ZM209 71H210V73H211V75L209 74ZM227 71V72H226ZM229 71V72H228ZM50 72H54V71H50ZM50 72H48V74L50 73ZM159 72V73H158ZM173 72V73H172ZM198 72V73H197ZM224 72H226V74H224L223 75V73ZM234 72V71H233ZM79 73V74H78ZM110 73V72H109ZM147 73V74H146ZM152 75H151V74ZM161 73V74H160ZM217 73V74H216ZM230 73H232V75H233V77H231V75H230ZM53 73H50V75H52ZM54 74H55V72H54ZM54 74H53V76H54ZM108 74V73H107ZM105 75V76H109L110 74H108V75ZM143 74V75H142ZM163 74V75H162ZM169 74H171V75H169ZM176 75L177 74V77L175 76H173V75ZM181 74V75H180ZM222 74V75H221ZM236 74L239 76V77H237L236 76ZM47 75V74H46ZM94 75H96V74H94ZM167 77H166V76ZM179 75V76H178ZM207 75H206V77H207ZM226 75V76H225ZM49 76V75H48ZM186 76H188V78L186 77ZM202 77V78H200V77ZM226 78V80H225V78ZM241 76V77H240ZM245 76V77H244ZM55 77V76H54ZM148 77V76H147ZM169 77V78H168ZM172 77L174 78V79H172ZM185 77V78H184ZM192 77V78H191ZM198 79H197V78ZM212 77V78H211ZM229 77H231V78H228ZM243 77V78H242ZM49 78V77H48ZM187 78V79H186ZM195 78V79H194ZM200 78V79H199ZM213 78H215V80H212L211 81V79H213ZM217 78H218V80H217ZM219 78H223L221 81H220V79ZM240 80H239V79ZM171 79V80H170ZM186 79V80H185ZM194 79V83L192 82V80ZM230 80V81H228V80ZM233 79V80H232ZM250 79V80H249ZM255 79V80H254ZM259 79H262L261 81L259 80ZM174 80V81H173ZM178 80H177V82H178ZM189 80H191V81H189ZM199 80H204L203 82H201V81H199ZM190 82L189 84L190 85H188V82ZM238 81V82H237ZM241 81V82H240ZM247 81V82H246ZM255 81V82H254ZM182 82V83H181ZM183 82H185V83H183ZM198 82V83H197ZM211 82V83H210ZM213 82V83H212ZM226 82V83H225ZM262 82V83H261ZM186 83H187V86H185L186 85ZM234 83V84H233ZM245 83H247V84H245ZM257 83V84H256ZM213 84V85H212ZM242 84H240V85H242ZM202 85V84H201ZM203 85H202V87H203ZM208 85V86H207ZM213 86V88L211 87V86ZM189 86H191L190 88H189ZM210 86V87H209ZM195 87V86H194ZM195 87V88H196ZM208 87V88H207ZM220 87H218V86H216V88H220ZM245 87V86H244ZM204 88V89H205ZM212 88V89H211ZM203 89V88H202ZM215 90H217V89H215ZM189 91H187L186 92V97H187V95L188 96H191V94H193V96H195L194 98L193 97H190L191 98V100H189L188 99V102L191 104V103H195V101L197 102V98H200V96L201 95H199V94H197V95H199V97L195 94L194 95V92H191L190 93V95H189ZM228 92H230V90L228 91ZM235 92V91H234ZM234 92H232L231 93V95H233L232 97H231V95L229 96L230 98H247V96H239V93H237V95L235 96L233 93ZM246 94H249L250 95V93L248 92H246ZM216 95V94H215ZM215 95H214V97H215ZM203 96V95H202ZM201 96V97H202ZM260 95H258L257 97H259ZM185 97V96H184ZM184 97H182V98H184ZM185 97V98H186ZM197 97V98H196ZM206 97V96H205ZM204 96L202 97V98H205ZM217 97V96H216ZM256 97V95H255V97L253 98V96H251V97H248V98H252V100H257V99H259V101L261 102H263V100L264 99H262L261 98V96H260V98L262 99H260V98H257ZM168 98V97H167ZM170 98V97H169ZM193 99H195V100H193ZM192 101V102H191ZM196 104V103H195ZM15 117V116H14ZM16 118V119H15ZM15 118H13V120H12V122H14L15 121V123H17L20 127H15V126H12L11 125V127H8L7 129H8V131L11 133L12 131V137H14L16 140H19V139H21L20 137V135L22 134H24V136H28L29 134H30V131L28 132V130L29 129H31V126H34V130L36 129V131H39V130H41V129H43L42 128V126H39V125H37L36 126V124H34V125H32V123H30L29 124V122H27L26 121V119L25 118H21V116H20V118L21 119H17V116L15 117ZM18 118H19V116H18ZM24 119V120H23ZM25 122V123H24ZM26 123H27V126H26ZM29 124V125H28ZM28 126H30V127H28ZM21 127H25L24 128V130L21 128ZM27 127V128H26ZM13 128H15V130L17 129V132H15V130L13 129ZM21 128V129H20ZM10 129H13V130H10ZM21 131H19V130ZM28 129V130H27ZM27 131V134L28 135H26V131ZM45 131H47V135H45V139L47 138L48 139V135H50V134H54L56 137H57V135H59L60 133H62L61 131H54V132H51V130H45ZM44 131V132H45ZM24 132V133H23ZM17 134V135H16ZM46 134V133H45ZM52 134V135H53ZM57 134V135H56ZM53 135V136H54ZM20 136V137H19ZM23 136V137H24ZM47 136V137H46ZM52 136V137H53ZM55 136H54V138H55ZM18 137H19V139H18ZM50 138H51V136H50ZM29 139V138H28ZM31 139H33V138H31ZM53 139V138H52ZM52 139H49L51 142H49V143H52V144H54L53 142L55 141V143H56V140L55 139H57V138H55L54 139V141L52 140ZM59 139V138H58ZM34 140V139H33ZM32 140V141H33ZM31 140H29L28 142H30V143H34V141L32 142ZM62 140H60V141H58L57 140V142H61ZM65 141V140H64ZM28 142H26V144H24L25 145V147H24V145H23V147L25 148H19L18 149V152H20V153H18V154H16V153H13V151H12V153H11V159H14V161L13 160H11V162H13L11 165V167H12V169H10V170H12L11 171V173H13V174H11L10 175V177L12 176V178H14V179H12L11 180V178H10V181H9V183L10 184H8L9 186H8V188H7V194L8 193H10L11 194V192L13 191V193H12V195H11V198L10 199H15L16 197L18 198V196H17V194H18V192L17 193H15L16 191H18L19 190V188L21 189L22 188V190L24 189L25 191H26V193H27V190H29L28 192L30 193V191L32 192L31 194L33 195L34 194V196H32L31 195V198H32V200H31V198H30V200H31V204H33V199H34V202H36V198L38 197V199H39V202L41 201L42 203H46L45 204V206H46V209H47V211L45 210V211H42L43 213H42V215L40 214L41 212H38L37 210H36V214L34 213V214H32V212H31V214L32 215H29V216H33L32 218H35V221H32L31 220V217L29 218V217H25V216H28L27 214H25V218L23 217V216H21V215H23L24 214V212L25 213H29L28 211L26 212V210H23L22 209V213H20L21 211V209L19 210L18 209V207L16 208V201H19L20 202V199H22L21 201L22 202H20L21 203V205H24L25 203L24 202H26L27 201V205L29 204V197L27 198V200L25 201L24 200V198H21L24 194H25V191H24V193H23V191H22V196L19 198V199H17L14 203H15V205L13 206V204H12V206L11 207H9L8 209H7V206H6V203H5V201L3 200V199H1V197H0V215H1V217H5V216H7V215H9V213H11L9 216H13V217H15L16 219H15V222H16V220H17V222H19V223H17V225L16 224H14V225H16L18 228L20 227V229H22L21 227L22 226H20L21 224H24V222L25 221H27V222H25L26 223V226H25V224H24V226H23V228H24V230L22 229V232L20 231V230H18V228H16V227H14L13 225H11L9 222H6V220H4V218H2V220H4L6 223H4V226L2 225L1 227H0V229L2 230V232H3V234H2V232H0V237H1V242L0 243H4L5 245H9V249H11V248H14V249H11V251L13 250V252L15 251V249L18 251H15L17 254H18V256L19 255H21V256H24V257H26V258H30L29 260L30 261H32L31 263H30V261H28V263H30V264H43L44 262H45V264H48L49 262H50V264H56L57 263V260L58 259H56V258H54L53 257V259H52V256L50 255V254H48V252L47 251H45L42 247H38L37 245H39V243L37 244L36 242H34V240L32 239V238H29V235L33 232V237H34V235H37V236H40L41 238H43L42 236L43 235H45L46 236V234H47V237H50V239L52 240L53 238H55L56 240H62V241H65V238H63V237H60V235L62 236V235H65L64 233H60L59 232V234L57 233L58 232V230L60 229V227L58 228V230H56V227H55V225H60L61 223H58L57 221H59L60 222V220L59 219H61V220H64V222L66 221V223L67 222H69V224H71V219H72V221H73V219H75L76 217H74L75 215H76V209H71V208H73V207H71L73 204H74V202H73V200H74V198L72 197H70L71 199H72V201L70 202V201H68L70 198H68L72 193H71V191H70V193L68 194V192L69 191H67V193H66V191L64 192L65 194H63V192H62V190L61 189H58L59 191H60V193L61 194H63V195H61L60 196V194H58L59 193V191H58V193H57V191H52L51 190V188H49V190L50 191H48V190H46L45 191V189H39V187L37 186V184H41V181H42V179L43 180H47V178H48V180L50 179L51 181H53L54 179H52V177L54 178L55 176L54 175H56L57 173H58V176H60L59 174H61V177H63L66 181L68 180L69 182H73V187L75 186V185H78V186H80L81 185V183H84V186H80V188H78V186L76 187L77 189H78V192H79V190H80V192H82L81 190H84L83 191V193L84 192H86L87 191V189L88 188H85V187H89V186H91L90 187V189H88V191L87 192H89V193H91L92 194V196H93V194H94V192H96L94 195H96L97 194V192L98 191H102L103 190V188H102V186L100 187H98L100 190H98L97 191V189L95 188V187H97V186H93L94 184H90V183H93V181H99L98 183H100V181L101 180H96V179H98V177H96L95 176V173L96 172H93V174L91 173L92 171H95V169L94 170H92L91 172L90 171H88L89 172V174H91L90 175V177L92 178V176H94V177H96V179L95 180H92V182L91 181H89V183H88V181H87V179L85 180L84 178H89L87 175H84L83 173H82V170L80 169L79 171L78 170H76V168H75V165L71 162V164H70V159L71 158H68V156H70L69 155V153L67 152V150L68 149H66L65 147H64V149H62L63 148V146L64 145H66V142H63L64 144H62V148L60 147V149H57V148H59V147H57V146H59V143L57 144L56 143V145L57 146H53V145H51V144H49V146L47 147V148H44L43 147V145H38V144H28ZM61 142V143H62ZM61 143H60V145H61ZM28 144V145H27ZM29 146V147H27V146ZM57 147V148H56ZM28 149V151H27V149ZM34 148V149H33ZM29 149H31V152H30V150ZM48 149V150H47ZM106 149H108V148H106ZM15 150H17V149H15ZM20 150H25V153L26 154H23V152L21 153V151ZM48 152H47V151ZM63 150H64V152H65V154H67L68 153V156H66V158H68V159H65V154H64V152H63ZM27 151V152H26ZM34 151V152H33ZM60 151H62L63 152V154H62V152H60ZM107 151V150H106ZM15 152V151H14ZM17 152V151H16ZM33 152V153H32ZM40 152V153H39ZM108 153L110 152V151H107ZM30 153V154H29ZM36 153V154H35ZM59 153H61V156L63 155V157H61L60 156V158H63L61 161H60V163H58L59 165V167H58V170L57 169H54V171H50V170H52L53 168H50L49 170H44L43 168H45V167H47L46 169H48L49 167H51V162H54L55 160H57L58 158H59V155L57 156V154H59ZM29 154V155H28ZM33 156H32V155ZM54 154V155H53ZM16 155V156H15ZM24 155V156H23ZM28 155V156H27ZM42 155V156H41ZM49 155V156H48ZM100 155V154H99ZM99 155L98 156H96V153L93 155V156H95L96 157V159H95V157H92V160H93V158L95 159V161H97V160H99L100 159V157H99ZM12 156L14 157V158H12ZM19 156V157H18ZM27 157V158H26ZM36 157H38L37 159H36ZM48 157H50L49 159H48ZM57 157V159H55ZM71 157V156H70ZM89 157V159H90V156H88ZM32 158V159H31ZM42 158H43V161L44 162H46V163H43V168L40 166H38L37 164H39V165H42V163L39 161V160H42ZM54 158V159H53ZM59 158V159H60ZM17 159V160H16ZM22 159V160H21ZM35 159V160H34ZM38 160V161H37ZM47 160V161H46ZM64 160H67L66 162L68 163H66ZM91 160V159H90ZM25 161V163H22V162H24ZM32 161V162H31ZM50 163H49V162ZM58 161V162H59ZM72 161V160H71ZM21 162V163H20ZM48 162V163H47ZM33 163V164H32ZM41 163V164H40ZM18 164V165H17ZM50 164V165H49ZM71 165H74V166H72V168H71ZM14 166V167H13ZM38 166V167H37ZM24 167V168H23ZM68 167V168H67ZM57 168V167H56ZM65 168V169H64ZM73 168H74V170H76L77 171V173H76V171H74L73 170ZM20 169H21V171H20ZM67 169V170H66ZM72 169V170H71ZM29 170H30V172H29ZM55 170H57V173L55 172ZM61 170V171H60ZM70 170V171H69ZM18 171V172H17ZM22 171H24V172H22ZM42 171H43V174H42ZM68 171L70 172V173H68ZM21 172V173H20ZM29 172V173H28ZM38 172V173H37ZM54 172V173H53ZM60 172V173H59ZM67 172V173H66ZM75 172V173H74ZM88 172H86L87 174H88ZM28 173V174H27ZM41 173V174H40ZM24 174V175H23ZM27 174V175H26ZM49 174V175H48ZM77 174V175H76ZM80 174V175H79ZM88 174V175H89ZM23 175V176H22ZM34 175L36 176V177H34ZM45 175V176H44ZM63 175V176H62ZM76 175V176H75ZM85 176L84 178L82 177V178H80L79 176ZM96 175H98V173H96ZM38 176V177H37ZM44 176V177H43ZM49 176L51 177V178H49ZM31 177V178H30ZM40 177V178H39ZM46 177V178H45ZM69 177V178H68ZM93 177V178H94ZM56 178V177H55ZM77 178H79V179H77ZM76 179V180H78L76 183H75V185H74V180ZM83 179V180H82ZM99 179H101V178H99ZM13 180H15V181H13ZM29 180V181H28ZM38 180V181H37ZM83 182H82V181ZM23 183H22V182ZM36 181V182H35ZM87 181V182H86ZM21 182V183H20ZM30 182V183H29ZM79 182H81V183H79ZM104 181L102 180V182L101 183H103ZM19 183V184H18ZM54 183V182H53ZM86 183H88L89 185L88 186H86L87 184ZM22 184H23V186H22ZM20 185V186H19ZM31 185V186H30ZM50 185H52L53 186V184H50ZM95 185H98V184H96L95 183ZM100 185V184H99ZM27 186H29L28 188H27ZM107 186V185H106ZM11 187V188H10ZM23 187H25V188H23ZM38 187V188H37ZM51 187V186H50ZM72 186L70 187V189L71 190H77L75 187L73 188ZM83 187V188H82ZM94 187V189L93 190H95V191H92V188ZM69 189V190H70ZM9 190H10V192H9ZM38 190V191H37ZM20 191V190H19ZM40 191V192H39ZM90 191H92V192H90ZM79 192V193H80ZM86 192V193H87ZM19 193H21V192H19ZM73 193H74V191H73ZM88 193V195H90ZM99 193V192H98ZM14 194H16V197L14 198ZM47 194V195H46ZM53 194V195H52ZM68 194V197H67V201L69 202H64L65 200H66V197H64V195H67ZM81 194V193H80ZM30 196L29 194H26V195H24V197L25 196ZM51 195V196H50ZM8 196L10 197V195L8 194ZM13 196V197H12ZM64 198H63V197ZM91 196V195H90ZM8 197V198H9ZM41 198V199H40ZM52 198V199H51ZM64 199V201H63V203L64 204H62V201L61 200H63ZM25 199H26V197H25ZM38 199H37V201H38ZM54 199V200H53ZM2 200H3V202H2ZM23 200H24V202H23ZM44 201V202H43ZM48 201V202H47ZM56 201V202H55ZM19 202H17L18 204H19ZM61 202V203H60ZM10 203H13V202H10ZM9 203V204H10ZM24 203V204H23ZM60 203V204H59ZM65 203L67 204V205H69V206H67V205H65ZM71 204V205H70ZM62 206V208H61V206ZM64 205V206H63ZM75 205V204H74ZM73 205V206H74ZM4 206V207H3ZM68 208H67V207ZM64 207H66V208H64ZM5 210H3V209ZM10 208H12L11 210H10ZM16 209H18L20 212L19 213H17L18 211H16L15 212V210ZM74 208H75V206H74ZM4 211H2V210ZM72 210H76L75 212H73ZM24 211V212H23ZM46 212V213H45ZM4 214V216H3V214ZM8 213V214H7ZM54 213V214H53ZM65 213V214H64ZM72 213H74V214H72ZM7 214V215H6ZM15 215V216H14ZM35 215V216H34ZM38 215V216H37ZM59 215V216H58ZM84 215V216H83ZM73 218H72V217ZM54 217V218H53ZM66 217V218H65ZM78 217L80 218H84V219H82L81 220V218L80 219H78V220H81V222L80 223H78V224H80V225H78L77 223H76V221H77V219H76V221L74 220L73 221V223H72V225H78L79 227H83V228H81V230H80V228L79 227H75V229H77V228H79L78 230L80 231H78L79 233H82L85 237H84V239L86 238V235H87V232H89L91 229V224L90 223H88L89 222V220H88V218H87V216L84 214V212H83V210H81L80 212H79V210H78ZM27 218V220H25ZM49 218V220H47ZM59 218V219H58ZM64 218V219H63ZM68 218V219H67ZM53 219V220H52ZM55 219V220H54ZM70 219V220H69ZM28 220H29V222H28ZM23 222V223H21L20 224V222ZM30 221H32V222H34V224L33 223H31ZM82 221H83V223H82ZM87 221V222H86ZM1 222V221H0ZM50 222V223H49ZM63 221H62V223H64ZM86 224H85V223ZM111 223L113 222V221H110ZM8 223V224H7ZM28 223V224H27ZM58 223V224H57ZM76 223V224H75ZM83 224V226H82V224ZM7 224V225H6ZM20 224V225H19ZM55 224V225H54ZM68 224V223H67ZM89 226H88V225ZM113 224H115L114 222H113ZM33 225H34V227H33ZM48 225V226H47ZM54 227H53V226ZM88 226V228H87V226ZM55 229H52V233H50L51 232V228L52 227ZM61 226V225H60ZM73 226V227H74ZM86 226V227H85ZM14 227V228H13ZM30 227V228H29ZM58 227V226H57ZM5 228V229H4ZM7 228V229H6ZM14 229V231H13V229ZM16 228V229H15ZM30 229V231L28 232L27 230H29ZM32 229V230H31ZM45 229V230H44ZM0 230V231H1ZM5 230H7V231H5ZM9 230H11L10 232L11 233H9ZM38 230V231H37ZM37 231V232H36ZM50 231V232H49ZM56 231V232H55ZM59 231H61V230H59ZM84 231V232H83ZM7 232L9 233V234H7ZM15 232V233H14ZM31 232V233H30ZM53 232L55 233L54 235H53ZM6 233V234H5ZM15 234V236H13L14 234ZM17 233V234H16ZM30 233V234H29ZM38 233V234H37ZM40 233V234H39ZM19 234H21V235H19ZM27 234V235H26ZM49 234V235H48ZM81 234V235H82ZM4 236V238H6V239H4L3 240V236ZM9 235V236H8ZM18 237H17V236ZM32 235V234H31ZM31 235H30V237H31ZM50 235H52V236H50ZM83 235H82V237H83ZM11 236V237H10ZM13 236V237H12ZM24 236V237H23ZM27 236V237H26ZM59 236V237H58ZM15 237H17V240H16V238ZM27 239H26V238ZM36 237V236H35ZM39 237V238H40ZM8 238H11V239H8ZM14 238H15V240H14ZM23 238V241L21 240ZM62 238V239H61ZM26 239V241L27 240H29V242H27L26 243V241H24ZM47 239V238H46ZM14 242H13V241ZM3 241V242H2ZM8 241V242H7ZM18 241V242H17ZM23 243H22V242ZM33 241V242H32ZM16 243V244H18L17 246H16V244H15V246H14V244L13 243ZM20 242V243H19ZM30 242H32L33 244H31ZM29 243V244H28ZM35 243H36V245H35ZM50 243H52V242H50ZM21 244V245H20ZM23 244V245H22ZM11 245H12V247H11ZM29 245V246H28ZM31 245V246H30ZM32 245H34L36 248H33L32 247ZM55 245V244H54ZM14 246V247H13ZM26 246H27V248H26ZM6 247H8V246H6ZM81 247V248H80ZM87 247V245L85 246V243L83 242V244H80V246H79V244H73L72 246H68V249L70 250V252H71V254H73V255H69L67 258H69V262H73V260L75 259L74 257H76V256H74V255H76L78 252H80V251H82L83 250V252H84V249ZM30 248H32V249H30ZM74 248V249H73ZM21 251H20V250ZM36 249V250H35ZM24 250V251H23ZM76 250H78V251H76ZM45 251V255H50V258H49V256H48V258L45 256V258H43L44 257V254H43V252ZM26 252V253H25ZM31 252V253H30ZM38 252H41L40 254H41V256H43L42 258H41V256H40V254H38ZM16 253H14V255L13 256H17V254ZM27 253H29V255H27ZM15 256V257H16ZM29 256V257H28ZM35 257V259H34V257ZM39 256V257H38ZM70 256H71V258H70ZM72 256H74V257H72ZM31 257H32V259H31ZM86 257V256H85ZM38 258V259H37ZM66 257H64V260H65V262H67L68 261V259H67ZM74 258V259H73ZM42 259V260H41ZM45 259H48L49 261H43V260H45ZM55 259V261L53 262V260ZM72 259V260H71ZM63 260V259H62ZM71 260V261H70ZM86 260H87V257H86ZM86 260L84 261V262H86ZM34 262V263H33ZM43 262V263H42ZM52 262V263H51ZM56 262V263H55ZM58 263H59V261H58ZM57 263V264H58ZM64 263V262H63ZM59 264H62V262L60 261V263ZM91 264H94V263H91ZM98 264V263H97Z\"/></svg>", "mask_w": 264, "mask_h": 264}]
</instances>
